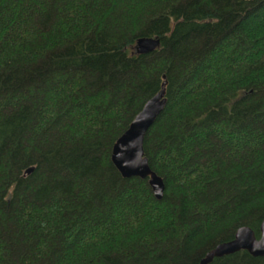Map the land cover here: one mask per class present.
Masks as SVG:
<instances>
[{
	"label": "trees",
	"instance_id": "obj_1",
	"mask_svg": "<svg viewBox=\"0 0 264 264\" xmlns=\"http://www.w3.org/2000/svg\"><path fill=\"white\" fill-rule=\"evenodd\" d=\"M164 81L159 201L110 156ZM263 220L264 0H0V264H201Z\"/></svg>",
	"mask_w": 264,
	"mask_h": 264
},
{
	"label": "water",
	"instance_id": "obj_2",
	"mask_svg": "<svg viewBox=\"0 0 264 264\" xmlns=\"http://www.w3.org/2000/svg\"><path fill=\"white\" fill-rule=\"evenodd\" d=\"M160 45L157 38H139L135 44V53L145 55L155 51ZM165 76L163 77V79ZM166 81L159 92L147 100L140 112L129 124L127 130L116 140L111 150V163L124 179L139 178L147 180L156 200H161L164 182L149 166L144 156L143 142L145 136L166 106ZM32 168L27 170L31 172ZM260 237L257 239L251 228L244 226L237 230L234 239L221 243L209 251L201 264H208L214 258L228 256L239 251H246L253 257H264V220L260 225Z\"/></svg>",
	"mask_w": 264,
	"mask_h": 264
}]
</instances>
